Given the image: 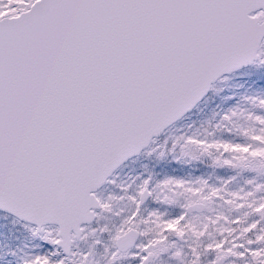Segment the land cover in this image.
<instances>
[{"label": "snow or ice", "instance_id": "6c2138e0", "mask_svg": "<svg viewBox=\"0 0 264 264\" xmlns=\"http://www.w3.org/2000/svg\"><path fill=\"white\" fill-rule=\"evenodd\" d=\"M0 264H264V0H0Z\"/></svg>", "mask_w": 264, "mask_h": 264}, {"label": "rangeland", "instance_id": "374dc122", "mask_svg": "<svg viewBox=\"0 0 264 264\" xmlns=\"http://www.w3.org/2000/svg\"><path fill=\"white\" fill-rule=\"evenodd\" d=\"M229 85H234V84H227V83H226V84H223L222 87L228 88Z\"/></svg>", "mask_w": 264, "mask_h": 264}, {"label": "trees", "instance_id": "16d2710c", "mask_svg": "<svg viewBox=\"0 0 264 264\" xmlns=\"http://www.w3.org/2000/svg\"><path fill=\"white\" fill-rule=\"evenodd\" d=\"M229 87H235V85H229Z\"/></svg>", "mask_w": 264, "mask_h": 264}]
</instances>
